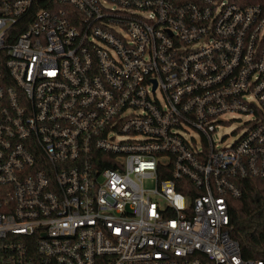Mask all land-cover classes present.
I'll return each mask as SVG.
<instances>
[{
	"label": "built area",
	"instance_id": "obj_1",
	"mask_svg": "<svg viewBox=\"0 0 264 264\" xmlns=\"http://www.w3.org/2000/svg\"><path fill=\"white\" fill-rule=\"evenodd\" d=\"M257 178L263 6L0 0V264H264L231 236Z\"/></svg>",
	"mask_w": 264,
	"mask_h": 264
},
{
	"label": "trees",
	"instance_id": "obj_2",
	"mask_svg": "<svg viewBox=\"0 0 264 264\" xmlns=\"http://www.w3.org/2000/svg\"><path fill=\"white\" fill-rule=\"evenodd\" d=\"M242 7L261 5L264 0H235ZM239 186L242 197L229 201L231 236L241 248L245 259L264 261V179H247Z\"/></svg>",
	"mask_w": 264,
	"mask_h": 264
},
{
	"label": "rangeland",
	"instance_id": "obj_3",
	"mask_svg": "<svg viewBox=\"0 0 264 264\" xmlns=\"http://www.w3.org/2000/svg\"><path fill=\"white\" fill-rule=\"evenodd\" d=\"M225 124L222 125L215 138L218 142L225 139L226 145H231L237 142L245 131L244 124L248 121V118L241 114L226 115L222 118ZM153 181H146L145 186L147 188H153Z\"/></svg>",
	"mask_w": 264,
	"mask_h": 264
}]
</instances>
